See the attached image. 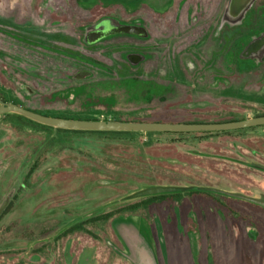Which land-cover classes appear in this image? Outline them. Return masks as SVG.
I'll list each match as a JSON object with an SVG mask.
<instances>
[{
	"label": "rangeland",
	"instance_id": "rangeland-1",
	"mask_svg": "<svg viewBox=\"0 0 264 264\" xmlns=\"http://www.w3.org/2000/svg\"><path fill=\"white\" fill-rule=\"evenodd\" d=\"M168 2L0 0V99L123 120L261 116L264 66L231 59L236 67L217 83L209 76L197 86L182 76L165 86L128 63L126 55L137 48L132 37L83 41L86 27L106 17H114L109 26L144 19L149 30L150 16ZM159 26L152 34L166 45L165 23ZM220 63L224 68L223 58ZM28 126L0 116V207L10 197L0 218V264H144L128 245L141 238L156 264H264L263 207L221 193H190L203 187L264 200V128L178 139ZM181 147L208 157L186 156ZM150 186L181 195L125 209L151 198L135 196ZM109 212L119 213L92 222Z\"/></svg>",
	"mask_w": 264,
	"mask_h": 264
},
{
	"label": "flooded vegetation",
	"instance_id": "flooded-vegetation-1",
	"mask_svg": "<svg viewBox=\"0 0 264 264\" xmlns=\"http://www.w3.org/2000/svg\"><path fill=\"white\" fill-rule=\"evenodd\" d=\"M228 3L229 0H169L163 11L166 14L152 11L154 16H150L149 30L144 19L125 22L115 18L114 24L134 25L146 30L135 36L117 34L132 37L137 44L136 50L126 55V60L132 67L143 70L150 81H159L165 86L182 76L197 86H202L209 76L217 83L221 76L226 77L236 67L231 59L239 58L255 67L264 66V41L253 47L250 58L241 57L251 42L264 36V0H253L235 22L227 18ZM110 18L114 17L101 18L99 21L105 20L101 27H110L107 20ZM258 21H261L259 27ZM158 23H165L166 45H159L156 40L160 39L155 37L161 27ZM147 41L151 42L150 47H141V43ZM131 55H134L133 64L128 59ZM221 58L224 68H221Z\"/></svg>",
	"mask_w": 264,
	"mask_h": 264
},
{
	"label": "water",
	"instance_id": "water-1",
	"mask_svg": "<svg viewBox=\"0 0 264 264\" xmlns=\"http://www.w3.org/2000/svg\"><path fill=\"white\" fill-rule=\"evenodd\" d=\"M253 0H229L226 14L227 18L232 22L239 20L243 12L249 7ZM102 21L96 24L86 27L83 41L87 45H94L102 40L117 34L122 35H140V33H146L144 28H139L134 25H117L104 28L101 27ZM264 41V36L257 38L251 42L248 47L241 53L242 58H250V52L257 44ZM130 62L134 63V55L128 57ZM8 113H14L24 116L37 123L66 130H78V131H116V132H216V131H231L246 129L252 127H258L264 125V116H258L248 118L245 120H238L233 122L223 123H165V122H129V121H110V120H82V119H67L50 117L34 111L28 110L15 103H7L0 99V116ZM177 188L169 186H150L142 189L136 193L137 197L155 196L171 193L176 191ZM198 191H210L215 193H221L230 197L241 199L264 208V200L254 197L245 196L242 194L226 192L213 188H197ZM10 197L0 207V214L7 206ZM129 250L133 255L143 256L144 264H156L152 247L148 241H143L141 238L140 244L134 239L128 242ZM139 246V247H138ZM136 257V256H135Z\"/></svg>",
	"mask_w": 264,
	"mask_h": 264
},
{
	"label": "trees",
	"instance_id": "trees-1",
	"mask_svg": "<svg viewBox=\"0 0 264 264\" xmlns=\"http://www.w3.org/2000/svg\"><path fill=\"white\" fill-rule=\"evenodd\" d=\"M111 39H113V37L105 39L104 42L109 41ZM18 41H19V39H18ZM42 42L44 43V41H42ZM14 56L16 58H18V59H16L17 61H21L20 56H17L15 54L13 55V57ZM74 59L76 61H78L77 57H75ZM87 60L91 61V63H89V65H93V63L94 64L98 63L94 59L93 60L87 59ZM84 77H86V76H83V78ZM79 78H82V76L78 75V79ZM3 100L6 101V99H3ZM10 102H14L15 104H18V105H20V106H22V107H24V108H26L28 110H31V111H34L36 113H40V114H43V115H46V116L57 117V118L75 119V120H77V119H82V120H114V121H134V122H165V123H223V122H233V121L207 120V119H201V118H192V119H186L185 118V119H181V120L180 119L157 120L154 117L136 118L135 120H127V119L123 120L121 118H115L113 116L112 117H110V116L106 117L104 114L99 115L100 112H96V111H91V113H94V114H81V113H69V112L68 113H58V112H55V111L36 110V109L28 107L27 105H24L23 103H20L17 100H11ZM108 113H110V112H108ZM5 115H11L14 119L20 121L23 125H26V126L29 125V126L42 127L43 129H55V128L50 127V126H46V125H43V124H40V123H36L35 121H32V120H30V119H28V118H26L24 116L18 115V114H10L9 113V114H5ZM261 116H264V113H262ZM257 128H264V126L262 125V126H259V127L249 128V130L257 129ZM56 130L58 132H62V133H64V132H73V133H92V134H100V135L129 134L130 136H132L135 133V132H116V131H78V130H66V129H59V128H56ZM223 132H226V131H216V132H151V133H147V136L150 137V138L159 136L157 138H160V137H175V138H178V139L183 138V137L184 138H188L190 136H193V137L198 136L200 138V137H203V136L214 135V134L223 133ZM177 141L179 142V140H177ZM190 143H192V141H190ZM183 148L184 147H181V148H178V149L181 150L182 154H185L186 156L195 155V156L204 157V158L208 157V154H204L201 150H198V151L197 150H192L191 152H184V151H188V150H184ZM179 150H177L178 153H179ZM190 193L208 194L206 192H201V191H197V190L193 191V192H190ZM180 195L181 194L152 196L151 198H148L146 201H143L141 203L128 206L125 209H128L130 211L137 210L138 208L150 205L156 199L176 198V197H180ZM7 206H8V204H7ZM7 206L4 208V210L0 214V218L4 214V212L6 211ZM117 213H119V212H109L107 214H104V215L98 216L96 218H93L92 222H107L112 217H114ZM78 227L80 228V226H78ZM79 228H75V229H79Z\"/></svg>",
	"mask_w": 264,
	"mask_h": 264
},
{
	"label": "crops",
	"instance_id": "crops-1",
	"mask_svg": "<svg viewBox=\"0 0 264 264\" xmlns=\"http://www.w3.org/2000/svg\"><path fill=\"white\" fill-rule=\"evenodd\" d=\"M164 7H165V6H164ZM164 7H163V8H164ZM152 11H153V10H152Z\"/></svg>",
	"mask_w": 264,
	"mask_h": 264
}]
</instances>
